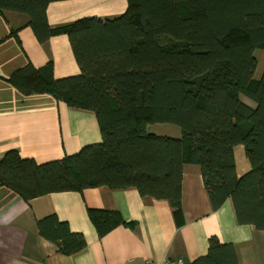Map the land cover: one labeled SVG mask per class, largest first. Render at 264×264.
Listing matches in <instances>:
<instances>
[{
    "label": "trees",
    "instance_id": "obj_1",
    "mask_svg": "<svg viewBox=\"0 0 264 264\" xmlns=\"http://www.w3.org/2000/svg\"><path fill=\"white\" fill-rule=\"evenodd\" d=\"M55 1L64 0H0V16L26 15L44 44L53 35L47 8ZM129 2L119 18L84 19L62 30L80 75L55 79L52 64L28 65L9 79L25 96L48 94L93 112L102 142L44 164L10 152L0 161V188L27 202L92 188L137 189L178 212L184 166L198 164L213 209L231 198L239 224L264 231V73L253 87L264 0ZM158 124L178 127L181 138L149 133ZM239 146L250 163L243 175ZM89 218L100 238L131 226L111 210L89 209ZM38 230L65 255L88 246L56 215L39 220ZM191 264L240 263L233 244L212 239L207 255Z\"/></svg>",
    "mask_w": 264,
    "mask_h": 264
},
{
    "label": "crops",
    "instance_id": "obj_2",
    "mask_svg": "<svg viewBox=\"0 0 264 264\" xmlns=\"http://www.w3.org/2000/svg\"><path fill=\"white\" fill-rule=\"evenodd\" d=\"M129 4V0L52 2L47 20L53 35L44 44L26 15L9 12L0 16V161L17 152L44 164L102 142L93 112L73 109L48 94L25 96L9 79L28 65L41 69L52 64L55 79L80 75L70 38L62 30L84 19L119 18ZM164 127L151 126L149 133L181 138L178 127ZM237 171L244 174L238 167ZM182 187L178 212L167 201L143 197L137 189L92 188L27 202L2 187L0 264H169L179 259L191 264L207 255L212 239L233 244L240 264H264V231L240 225L231 198L220 209H213L198 164L184 166ZM89 209L116 211L131 226L118 225L100 238ZM50 215H56L74 233L83 234L87 248L65 255L43 238L38 222Z\"/></svg>",
    "mask_w": 264,
    "mask_h": 264
},
{
    "label": "rangeland",
    "instance_id": "obj_3",
    "mask_svg": "<svg viewBox=\"0 0 264 264\" xmlns=\"http://www.w3.org/2000/svg\"><path fill=\"white\" fill-rule=\"evenodd\" d=\"M264 46L256 51V57L258 59V68L257 72L253 81V87L256 88L258 83L261 80V77L264 73ZM248 101V100H245ZM250 102V101H249ZM165 126L164 129L170 130L171 125H163ZM236 160H237V167L241 173H244L246 171L245 169L249 170L250 169V163L246 157L245 154V147L244 146H239L237 148L236 152Z\"/></svg>",
    "mask_w": 264,
    "mask_h": 264
},
{
    "label": "built area",
    "instance_id": "obj_4",
    "mask_svg": "<svg viewBox=\"0 0 264 264\" xmlns=\"http://www.w3.org/2000/svg\"><path fill=\"white\" fill-rule=\"evenodd\" d=\"M146 264H153L151 262H147ZM169 264H186L184 260H176V261H173V262H170Z\"/></svg>",
    "mask_w": 264,
    "mask_h": 264
}]
</instances>
